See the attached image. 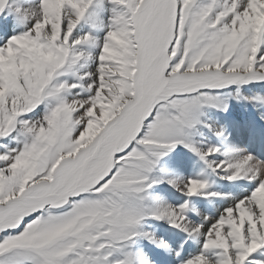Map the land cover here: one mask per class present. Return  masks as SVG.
<instances>
[{"label":"snow or ice","instance_id":"snow-or-ice-1","mask_svg":"<svg viewBox=\"0 0 264 264\" xmlns=\"http://www.w3.org/2000/svg\"><path fill=\"white\" fill-rule=\"evenodd\" d=\"M0 264H264V0H0Z\"/></svg>","mask_w":264,"mask_h":264}]
</instances>
